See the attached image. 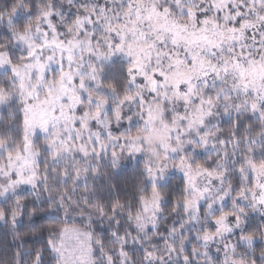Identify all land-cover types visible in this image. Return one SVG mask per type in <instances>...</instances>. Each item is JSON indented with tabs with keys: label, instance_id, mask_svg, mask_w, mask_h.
Here are the masks:
<instances>
[{
	"label": "trees",
	"instance_id": "obj_1",
	"mask_svg": "<svg viewBox=\"0 0 264 264\" xmlns=\"http://www.w3.org/2000/svg\"><path fill=\"white\" fill-rule=\"evenodd\" d=\"M157 14L186 23L212 20L220 29L250 27L256 45L263 43L264 23L256 16L264 17V0H0V54L12 66L31 62L28 51L40 27H53L58 37L78 33L93 56L99 55L84 81L85 101L78 113L88 116L87 134H104L103 151L95 146L88 155L80 146L68 151L72 144L59 130L33 142V185L6 196L0 190V264H65L63 246L81 233L91 243V264H225L228 258L264 264V217L243 205L244 195L255 188L249 167L264 168V109L252 110L245 98H233L223 87L204 90L191 111L207 105L211 114L203 126L187 133L186 122L170 104L138 95L130 83L132 65L111 53L114 35L133 19L164 22L154 18ZM3 95L15 99L0 115V147H7L0 162L19 155L26 137L19 81L0 72ZM132 99L140 101L133 122L129 124V112L118 128L115 121ZM157 110L182 136L174 142L192 168L226 179L220 195L226 200L221 205L208 201L199 226L185 209V178L174 175L157 186L149 180L148 158L155 153L145 144V124ZM108 125L111 130L105 131ZM156 193L163 205L153 228L144 203ZM224 215L240 216L242 231L221 246L206 247L204 235L214 234L215 221Z\"/></svg>",
	"mask_w": 264,
	"mask_h": 264
},
{
	"label": "rangeland",
	"instance_id": "obj_2",
	"mask_svg": "<svg viewBox=\"0 0 264 264\" xmlns=\"http://www.w3.org/2000/svg\"><path fill=\"white\" fill-rule=\"evenodd\" d=\"M154 18L164 22L157 24L147 18L148 22L144 19L129 21L122 31L114 35L116 45L111 49L112 55L132 65L130 83L138 95H150L170 104L179 120L186 122V132L203 126L211 114L207 105L200 111H191L199 93L204 90L223 87L231 97L245 98V103L252 110L264 109V36L263 43L257 46L255 33H249L252 30L250 27L245 26L242 30L220 29L212 24V20L199 24L196 20L186 23L158 14ZM256 20L264 23L262 16H256ZM39 29L41 31L32 41L35 45L28 51L33 57L28 64L14 67L6 55L0 54V72L10 74L19 81L21 95L18 100L22 102L26 125L22 152L0 162V190L5 196L17 188L33 185V160L36 155L32 147L38 137L59 130L65 132L72 144V147H67L68 151L80 146L88 155L92 147H101V151L104 149L103 132L94 134V138L87 134L89 129L84 122L88 116L78 113L85 101L84 81L92 74V62L98 61L99 55L93 56L90 45L83 42L78 33L71 31L69 35L58 37L51 26ZM13 99L15 97L9 95L0 96V115L11 106ZM139 102L138 99L130 101L123 115H118L116 126L124 121V115L129 112V124L133 122ZM159 104L158 100L154 106ZM155 114L149 116L145 124L149 129L145 144L155 153L148 158L149 180L157 186L174 175L185 178L189 195L185 209L193 224L199 226L201 208L208 201H217L221 205L226 200L220 196L225 192L226 179L218 174L194 170L174 142L182 136L176 134L177 130L165 120L163 112L157 110ZM93 119L100 131L102 125L99 119L97 116ZM78 124L81 125L80 130L75 126ZM89 140L90 145H85L84 142ZM5 150L7 147L1 146L0 155ZM141 153V148L136 150L137 156ZM248 171L255 179V188L244 195L243 205L264 217V168L249 167ZM144 205L148 222L156 228L162 199L156 193ZM242 229L240 216L224 215L215 221L214 234L204 235L202 243L206 247L221 246ZM82 234L69 239L63 246V252L67 253L65 264H91V243ZM228 260L225 264H238Z\"/></svg>",
	"mask_w": 264,
	"mask_h": 264
}]
</instances>
